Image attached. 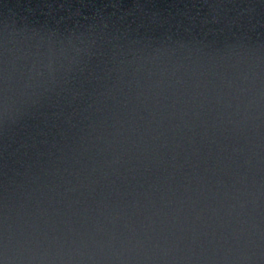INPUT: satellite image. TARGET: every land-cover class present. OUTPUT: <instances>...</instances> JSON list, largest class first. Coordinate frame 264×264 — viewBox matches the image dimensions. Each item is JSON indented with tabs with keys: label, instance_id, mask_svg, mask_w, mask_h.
Segmentation results:
<instances>
[{
	"label": "water",
	"instance_id": "water-1",
	"mask_svg": "<svg viewBox=\"0 0 264 264\" xmlns=\"http://www.w3.org/2000/svg\"><path fill=\"white\" fill-rule=\"evenodd\" d=\"M0 264H264V0H0Z\"/></svg>",
	"mask_w": 264,
	"mask_h": 264
}]
</instances>
